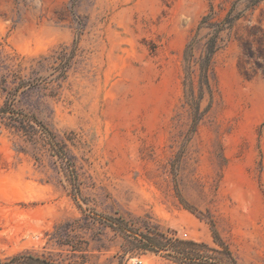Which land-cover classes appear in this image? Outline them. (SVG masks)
<instances>
[{
  "label": "rangeland",
  "instance_id": "374dc122",
  "mask_svg": "<svg viewBox=\"0 0 264 264\" xmlns=\"http://www.w3.org/2000/svg\"><path fill=\"white\" fill-rule=\"evenodd\" d=\"M17 253L264 264V0H0V260Z\"/></svg>",
  "mask_w": 264,
  "mask_h": 264
},
{
  "label": "trees",
  "instance_id": "16d2710c",
  "mask_svg": "<svg viewBox=\"0 0 264 264\" xmlns=\"http://www.w3.org/2000/svg\"><path fill=\"white\" fill-rule=\"evenodd\" d=\"M213 52V48H209L208 50V54H206V58H205V66L208 65L209 63V59L210 56ZM216 235V234H215ZM217 237V235H216ZM176 243H170L172 245V249L175 252V254L178 257H182V256H186V255H198L199 253H201V248L206 247L205 244L203 243H197V242H193V241H183V240H176ZM179 244H191L194 246V249L192 250H186L183 247H180ZM160 245H164V244H160ZM196 248V249H195ZM198 263V262H196ZM0 264H57V263H53L50 260L43 258L41 256L35 255V254H31V253H17L14 254L4 260H0ZM233 264H235V261L233 262Z\"/></svg>",
  "mask_w": 264,
  "mask_h": 264
},
{
  "label": "built area",
  "instance_id": "2783aa9c",
  "mask_svg": "<svg viewBox=\"0 0 264 264\" xmlns=\"http://www.w3.org/2000/svg\"><path fill=\"white\" fill-rule=\"evenodd\" d=\"M135 263H136V262H135ZM137 263H138V264H141V260H137Z\"/></svg>",
  "mask_w": 264,
  "mask_h": 264
}]
</instances>
